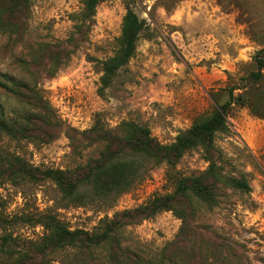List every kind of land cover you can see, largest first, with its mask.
<instances>
[{"label": "rangeland", "instance_id": "1", "mask_svg": "<svg viewBox=\"0 0 264 264\" xmlns=\"http://www.w3.org/2000/svg\"><path fill=\"white\" fill-rule=\"evenodd\" d=\"M85 2L0 0V117L18 125L40 111L9 90L26 83L59 123L42 126L31 138L0 129L1 156H20L42 170H75L103 153L106 140L89 132L96 123L120 137L128 124L143 126L169 144L232 91L227 127L215 133L214 151L198 145L174 164L141 160L140 179L114 197H92L88 185L81 199L66 197L51 179L23 178L0 167V255L5 236L17 252L44 235L39 214L53 213L71 229L97 231L103 218L174 193L181 180L205 172L212 156L225 177L244 180L248 189L217 182L208 203L191 195L189 213L199 229L189 241L167 246L182 220L174 209H163L117 230L118 243L142 262L114 260L116 242L91 252L58 249L45 262L264 264V0H101L86 18ZM128 9L147 27L134 55L102 87V63L119 47Z\"/></svg>", "mask_w": 264, "mask_h": 264}, {"label": "trees", "instance_id": "2", "mask_svg": "<svg viewBox=\"0 0 264 264\" xmlns=\"http://www.w3.org/2000/svg\"><path fill=\"white\" fill-rule=\"evenodd\" d=\"M101 0H86L83 9L84 17L95 12ZM147 24L144 18L133 10L128 9L123 17L122 31L119 37V47L113 56L103 61L102 87H107L135 53L137 41ZM16 87L9 90L15 96L32 102L40 111L29 112L24 116L23 122L16 125L0 117V129L16 138L36 136L42 126L58 125L56 115L51 106L42 96L26 83H13ZM234 99L232 91L230 98L217 107L211 114L196 121L190 128L182 131L176 139L169 144L160 143L150 134L146 127L128 124L127 134L123 137L112 135L109 130H103L98 123L93 125L89 132L97 139L106 140L101 157L88 162L75 170L55 168L39 169L20 156L0 155V167L5 173L20 175L32 180L51 179L56 182L66 197L79 198L87 193L86 185L90 187L92 197L117 196L131 188L142 176L144 166L141 160H152L154 164L166 161L174 164L189 149L198 145L205 151H214L213 140L215 133L227 127L226 116ZM122 151L131 153L121 154ZM129 154L131 157L126 158ZM211 157L209 168L200 175L185 178L178 183L174 193L159 195L149 204L133 209L115 213L113 218H103L99 230L88 232L80 228L71 229L53 213H42L36 216V221L44 227V235L38 240H29L17 252L11 250L9 238L3 237L4 255H0V264H31L40 259L39 264H46V256L58 249L69 246L79 247L81 251L91 252L104 244L118 243L117 230L126 224L135 223L141 218L153 216L163 209H174L181 218V228L174 240L167 246L177 247L187 240L190 233L199 227L192 223L189 209H193L192 197L195 195L205 202L213 197L211 189L217 182H228L235 188L248 189L247 183L235 177H225ZM212 182H209L210 180ZM83 189V190H82ZM111 244V245H112ZM112 258L134 260L142 262L139 255L133 254L128 248L118 243V248H112ZM174 258V257H171Z\"/></svg>", "mask_w": 264, "mask_h": 264}]
</instances>
